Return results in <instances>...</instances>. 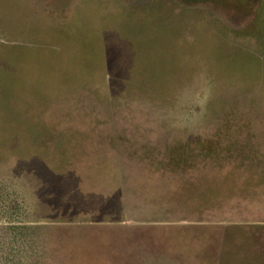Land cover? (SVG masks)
Returning a JSON list of instances; mask_svg holds the SVG:
<instances>
[{
  "label": "rangeland",
  "instance_id": "374dc122",
  "mask_svg": "<svg viewBox=\"0 0 264 264\" xmlns=\"http://www.w3.org/2000/svg\"><path fill=\"white\" fill-rule=\"evenodd\" d=\"M0 264H264V0H0Z\"/></svg>",
  "mask_w": 264,
  "mask_h": 264
}]
</instances>
